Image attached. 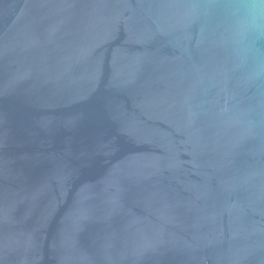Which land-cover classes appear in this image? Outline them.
<instances>
[{"label":"water","instance_id":"1","mask_svg":"<svg viewBox=\"0 0 264 264\" xmlns=\"http://www.w3.org/2000/svg\"><path fill=\"white\" fill-rule=\"evenodd\" d=\"M220 7L0 0V264H264V79Z\"/></svg>","mask_w":264,"mask_h":264},{"label":"clouds","instance_id":"2","mask_svg":"<svg viewBox=\"0 0 264 264\" xmlns=\"http://www.w3.org/2000/svg\"><path fill=\"white\" fill-rule=\"evenodd\" d=\"M224 40L249 81L264 79V0H221Z\"/></svg>","mask_w":264,"mask_h":264}]
</instances>
